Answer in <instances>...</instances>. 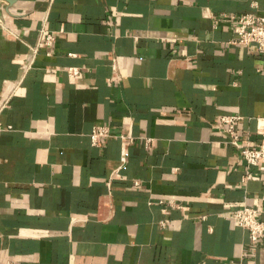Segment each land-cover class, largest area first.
Listing matches in <instances>:
<instances>
[{
    "label": "crops",
    "instance_id": "crops-1",
    "mask_svg": "<svg viewBox=\"0 0 264 264\" xmlns=\"http://www.w3.org/2000/svg\"><path fill=\"white\" fill-rule=\"evenodd\" d=\"M246 13L264 0H0V264H264L231 217L264 221V172L217 126L264 137Z\"/></svg>",
    "mask_w": 264,
    "mask_h": 264
},
{
    "label": "built area",
    "instance_id": "built-area-1",
    "mask_svg": "<svg viewBox=\"0 0 264 264\" xmlns=\"http://www.w3.org/2000/svg\"><path fill=\"white\" fill-rule=\"evenodd\" d=\"M231 20L235 23L236 39L232 42L240 45L256 44L260 52H264V15L255 13H246L239 16H232ZM56 36L53 32L47 30L44 26L40 29L39 41L33 47L34 54L41 47H51L55 42ZM30 63L25 64L24 68L28 69ZM72 75L79 73V68L71 67L69 69ZM242 116L239 114H227L220 117L218 127H221L228 135L229 142L241 151L242 157L246 160L249 168H257L260 172H264V137L258 144H253L250 138L241 134L237 125ZM258 125L264 133V116L258 118ZM109 127L104 125L95 127L91 134L92 142L96 145L101 137L110 135ZM124 141L122 161L127 162L126 144L133 142L135 137L130 134H121ZM147 145L151 144V139L146 138ZM138 183V182H137ZM260 211L253 207H243L233 212L232 218L237 225L249 230L250 240L252 244H257L264 237V221L259 218Z\"/></svg>",
    "mask_w": 264,
    "mask_h": 264
}]
</instances>
